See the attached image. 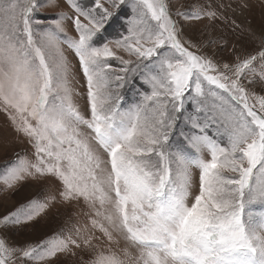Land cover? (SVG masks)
Segmentation results:
<instances>
[{"label":"snow or ice","instance_id":"snow-or-ice-1","mask_svg":"<svg viewBox=\"0 0 264 264\" xmlns=\"http://www.w3.org/2000/svg\"><path fill=\"white\" fill-rule=\"evenodd\" d=\"M106 2L0 0V113L33 156L0 199L49 189L0 214V264H264V0ZM58 204L78 209L65 226L10 242Z\"/></svg>","mask_w":264,"mask_h":264},{"label":"rangeland","instance_id":"rangeland-1","mask_svg":"<svg viewBox=\"0 0 264 264\" xmlns=\"http://www.w3.org/2000/svg\"><path fill=\"white\" fill-rule=\"evenodd\" d=\"M87 2L89 5H91L94 2V0H87ZM101 2L104 4V7L106 8L109 7L106 0H101ZM191 2L192 0H179V3L183 4L185 7H187ZM59 3H60V7L44 8L42 10V14L55 15L60 11L68 12L69 15L73 14L71 9L68 8L66 4L63 3V0H59ZM129 14L130 13L128 9L126 8L124 9V12L121 13V15H129ZM245 16L248 18L254 17L255 18L254 26H256L258 25L260 19V9L256 7L253 9L251 16H249L248 13H245ZM244 18L245 17H237V22L243 23ZM117 23L122 25L123 22L118 21ZM68 27H69V35L74 34L71 31L70 22H68ZM200 27H203V25H200ZM108 34L109 35L117 34L116 24H113L111 27L108 28ZM212 37L215 38L223 37L224 40L227 41L226 44L223 43V41H221L220 46L216 47L215 50L218 52L219 58L231 59L232 44L239 43L238 41H236L234 34H232L230 30L224 25H220V27L216 28L212 32ZM252 49L253 46L249 45L248 51H252ZM65 55L69 57V59L72 61L73 64L76 63L71 53L66 52ZM81 83H83L82 79H81ZM75 86L80 91H83L82 88H79V85H75ZM124 95H125L124 106H128L132 103V101L135 98L134 93L131 91H126ZM76 100L81 106H83L84 100L82 98L77 97ZM0 133H3L8 140L7 146L0 148V175H2L5 169V165L10 164L11 162L17 159V155H16L17 153H19L21 156H25L27 159H33V156L30 146L24 142L22 137H17V135L12 131L3 113H0ZM0 187H3V185H0ZM48 190L49 189L46 188L44 185L38 184L35 181H26L23 185L18 186L15 190L4 195L3 198L0 199V214L6 213L7 211H14L16 208L20 207L21 205L27 204L29 200L39 198L42 191H48ZM195 191L196 188L194 187L193 192ZM189 202H191V197ZM76 211H78V209L68 208L64 205L58 204L56 207L49 209L48 213L42 218L40 222L41 223L40 230L37 231L30 228L25 230L14 231L8 234L10 242L20 245L29 239L36 241L51 236L55 232H57L62 226H65V222L69 220V216L75 213ZM75 219L76 217L73 216L71 222H75ZM62 264H75V258H72L70 260H64Z\"/></svg>","mask_w":264,"mask_h":264}]
</instances>
